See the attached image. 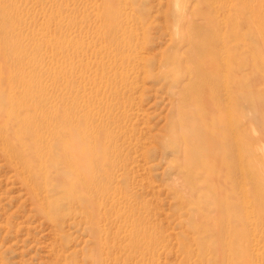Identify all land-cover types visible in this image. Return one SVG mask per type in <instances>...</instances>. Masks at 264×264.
<instances>
[{
    "label": "rangeland",
    "instance_id": "obj_1",
    "mask_svg": "<svg viewBox=\"0 0 264 264\" xmlns=\"http://www.w3.org/2000/svg\"><path fill=\"white\" fill-rule=\"evenodd\" d=\"M0 29V264H264V0H0Z\"/></svg>",
    "mask_w": 264,
    "mask_h": 264
},
{
    "label": "bare ground",
    "instance_id": "obj_2",
    "mask_svg": "<svg viewBox=\"0 0 264 264\" xmlns=\"http://www.w3.org/2000/svg\"><path fill=\"white\" fill-rule=\"evenodd\" d=\"M246 17V16H245ZM256 22V21H255ZM247 23V22H246ZM255 25H253V27H254ZM1 30V29H0ZM252 30H255V29H252ZM258 30V29H257ZM255 32H256V30H255ZM259 32V31H258ZM257 32V33H258ZM259 35V34H258ZM255 37V36H254ZM2 38H1V31H0V59L2 60V58H3V44H2ZM121 53V52H120ZM120 53H118L117 54V56H120V62H123L124 61V59H126V61H128V59L124 56V53H122L121 55H120ZM114 54V53H113ZM197 56V55H196ZM115 57V56H114ZM197 62V59H195V63ZM205 63V62H204ZM189 64V63H188ZM202 65V64H201ZM205 65V64H204ZM202 65L204 68L206 67L207 68V65ZM191 67V66H190ZM208 68H210V66H208ZM201 69V68H200ZM189 70V69H188ZM1 71V79H3V81L5 80L4 79V77H5V74H4V70L3 69H1L0 70ZM183 73L185 72V73H187V71L185 70V71H182ZM202 72V71H201ZM191 73V72H190ZM188 74V73H187ZM187 74H185V75H187ZM193 74V73H192ZM194 74H195V72H194ZM194 74H193V76H194ZM197 75V74H196ZM195 75V76H196ZM189 76V75H188ZM194 76V77H195ZM196 78V77H195ZM197 82V81H196ZM197 84L196 85H193L192 86V88L195 90V91H191L192 93H194V99H195V101H194V106L197 108V106H198V93H197ZM200 87V86H199ZM191 88V89H192ZM191 92H189L190 93V95H192V93ZM205 92H207V91H205ZM204 92V93H205ZM208 93V92H207ZM187 95V94H186ZM188 101L189 102H191V97L189 96V98H188ZM191 104V103H190ZM193 110V109H192ZM188 118V117H187ZM188 121V120H187ZM180 125H183L184 126V124H183V121L182 122H180ZM187 127V126H186ZM180 130L182 131V130H184L183 129V127L182 128H180ZM186 135V134H185ZM0 140H4L6 143H7V149H6V152L8 153V155H9V157H11L14 161H20L21 162V164L20 165H22L23 164V166H24V162H25V160L23 159V157H21V152H20V150H17L15 147H14V145L11 143V142H9V139H8V137L5 135V133H2V132H0ZM264 151V150H263ZM263 155H264V153H263ZM25 165H27V164H25ZM21 167V166H20ZM28 169V168H27ZM26 171V170H25Z\"/></svg>",
    "mask_w": 264,
    "mask_h": 264
}]
</instances>
